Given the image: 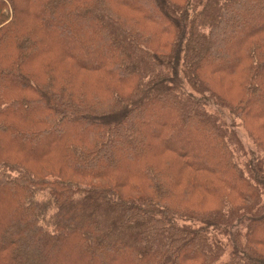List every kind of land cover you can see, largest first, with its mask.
Returning a JSON list of instances; mask_svg holds the SVG:
<instances>
[{
  "label": "trees",
  "instance_id": "obj_1",
  "mask_svg": "<svg viewBox=\"0 0 264 264\" xmlns=\"http://www.w3.org/2000/svg\"><path fill=\"white\" fill-rule=\"evenodd\" d=\"M0 264H264V0H0Z\"/></svg>",
  "mask_w": 264,
  "mask_h": 264
},
{
  "label": "rangeland",
  "instance_id": "obj_2",
  "mask_svg": "<svg viewBox=\"0 0 264 264\" xmlns=\"http://www.w3.org/2000/svg\"><path fill=\"white\" fill-rule=\"evenodd\" d=\"M211 106V105H210ZM212 109H217V107L215 106H211ZM221 112V116L222 119L229 125L232 126V128L234 129L235 133L237 134V136L239 137V139L242 141V143L244 144V148L246 149L247 152H251L254 153L255 151V146L253 144L252 139H250V137L246 134V132L244 131V129L242 127L239 126L238 121L237 120H233L228 113L225 110H220Z\"/></svg>",
  "mask_w": 264,
  "mask_h": 264
}]
</instances>
